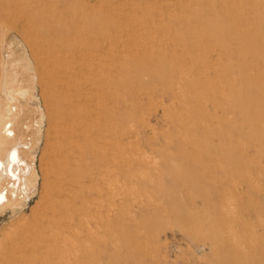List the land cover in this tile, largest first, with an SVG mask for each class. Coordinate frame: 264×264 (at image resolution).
<instances>
[{
    "label": "rangeland",
    "instance_id": "rangeland-1",
    "mask_svg": "<svg viewBox=\"0 0 264 264\" xmlns=\"http://www.w3.org/2000/svg\"><path fill=\"white\" fill-rule=\"evenodd\" d=\"M2 24L49 77L50 187L0 219L1 262L264 264V0H0Z\"/></svg>",
    "mask_w": 264,
    "mask_h": 264
},
{
    "label": "bare ground",
    "instance_id": "bare-ground-1",
    "mask_svg": "<svg viewBox=\"0 0 264 264\" xmlns=\"http://www.w3.org/2000/svg\"><path fill=\"white\" fill-rule=\"evenodd\" d=\"M0 31H1L0 32L1 33L0 53L2 56V68H1V77H0V219L7 215L11 219H15L18 216L23 215L24 209L26 207L28 208V200L33 195L38 197L36 204L38 205L40 204L42 205V207L43 206L46 207V204L49 198L47 189H49L50 186L48 185L46 187L45 182H44L46 174L45 175L42 174L40 172L41 166H38L37 164H35L36 162H38L37 153L39 152V146L43 138V129L46 123L45 122L46 111H44V106L42 105L41 97H44V94L48 91L47 87L49 83V77L46 75L45 70L43 69V65L37 59V57L39 56L35 54L37 57L34 55L35 56L34 61L33 59H31L28 46L20 38V36H17L19 37V40L16 41L14 36H11V35H14V34H11V33H14L13 30L10 27L6 26V24L1 25ZM39 91L41 92V97L39 96ZM226 99H227V96H226ZM228 100H229V97H228ZM231 101L237 102V98L233 99V97H231ZM221 142L219 141V143ZM43 168L44 167H42V169ZM221 192L223 193V191ZM225 196H221L217 193H214L213 195V208L214 210L219 212L218 213L219 216L222 215L220 214L222 212L220 210L222 209V203L224 201V198H226ZM114 199H112V201ZM210 199L212 198L210 197ZM113 205L115 204L113 203ZM226 207L227 206H225V208ZM229 209H232V208H229ZM229 209H226V214H230L228 213ZM30 212L34 213L36 211L34 208H31ZM43 213L47 214L48 211H44ZM224 215L225 214H223V216ZM226 217L227 219L230 218L228 216ZM226 217H224V219ZM218 218H217V221L219 220ZM227 221H230V220H227ZM219 225L220 227L223 226L221 224ZM228 235L230 236L232 234L229 233ZM217 238L221 240V237L220 238L217 237ZM231 239H235V241L234 240H231V241H234V242L237 241L236 238L234 237H231ZM227 243H230V242L227 241ZM227 246H230V245H227ZM229 252H231V250H229ZM235 256L237 257L236 252H235ZM236 260L238 262V259ZM231 262L232 261L230 258V263ZM2 263L3 262L0 261V264ZM238 264H241V262H239Z\"/></svg>",
    "mask_w": 264,
    "mask_h": 264
}]
</instances>
